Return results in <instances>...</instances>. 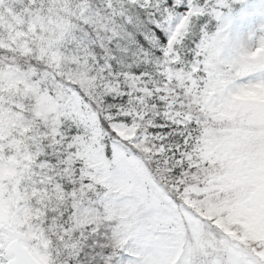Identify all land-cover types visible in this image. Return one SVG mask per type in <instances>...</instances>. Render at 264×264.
<instances>
[{"label":"snow or ice","instance_id":"obj_1","mask_svg":"<svg viewBox=\"0 0 264 264\" xmlns=\"http://www.w3.org/2000/svg\"><path fill=\"white\" fill-rule=\"evenodd\" d=\"M0 264H264V0H0Z\"/></svg>","mask_w":264,"mask_h":264}]
</instances>
